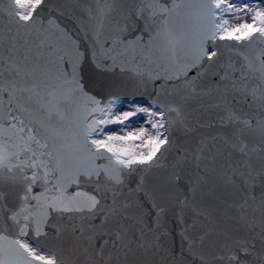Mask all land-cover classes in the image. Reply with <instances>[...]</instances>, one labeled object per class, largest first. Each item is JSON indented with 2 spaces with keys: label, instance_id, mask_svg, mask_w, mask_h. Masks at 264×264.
Returning a JSON list of instances; mask_svg holds the SVG:
<instances>
[{
  "label": "snow or ice",
  "instance_id": "1",
  "mask_svg": "<svg viewBox=\"0 0 264 264\" xmlns=\"http://www.w3.org/2000/svg\"><path fill=\"white\" fill-rule=\"evenodd\" d=\"M0 264H264V0H0Z\"/></svg>",
  "mask_w": 264,
  "mask_h": 264
},
{
  "label": "rangeland",
  "instance_id": "2",
  "mask_svg": "<svg viewBox=\"0 0 264 264\" xmlns=\"http://www.w3.org/2000/svg\"><path fill=\"white\" fill-rule=\"evenodd\" d=\"M125 110H127V107L125 108ZM135 126V125H134Z\"/></svg>",
  "mask_w": 264,
  "mask_h": 264
}]
</instances>
